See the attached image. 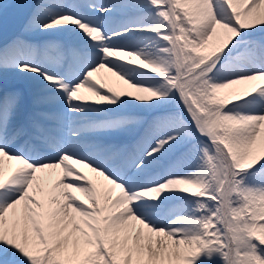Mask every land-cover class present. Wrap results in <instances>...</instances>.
<instances>
[{
	"label": "snow or ice",
	"instance_id": "obj_1",
	"mask_svg": "<svg viewBox=\"0 0 264 264\" xmlns=\"http://www.w3.org/2000/svg\"><path fill=\"white\" fill-rule=\"evenodd\" d=\"M0 264H264V0H0Z\"/></svg>",
	"mask_w": 264,
	"mask_h": 264
},
{
	"label": "rangeland",
	"instance_id": "obj_2",
	"mask_svg": "<svg viewBox=\"0 0 264 264\" xmlns=\"http://www.w3.org/2000/svg\"><path fill=\"white\" fill-rule=\"evenodd\" d=\"M5 2L8 3V4H15V3L18 2V0H5ZM14 12H15V9L14 8H12V7H9L8 8V15H9V17H11L14 14ZM9 30L10 31L12 30V25L11 24L9 25ZM97 78L98 79H103V80L106 79L103 72L98 73L97 74ZM108 81L111 83V86L113 88L117 89V90L127 87L122 82H119V81H116V80L113 81V79H110V78L108 79ZM113 84H115V85H113Z\"/></svg>",
	"mask_w": 264,
	"mask_h": 264
},
{
	"label": "bare ground",
	"instance_id": "obj_3",
	"mask_svg": "<svg viewBox=\"0 0 264 264\" xmlns=\"http://www.w3.org/2000/svg\"><path fill=\"white\" fill-rule=\"evenodd\" d=\"M103 72V71H102ZM104 73V75H105V83L106 84H108L109 86H111V83L108 81V79L110 78V79H113V81L114 80H116V78L115 77H111V75L109 74V73H105V72H103ZM98 79V78H97ZM113 85H115V84H113ZM84 171H87L86 169L84 170Z\"/></svg>",
	"mask_w": 264,
	"mask_h": 264
}]
</instances>
